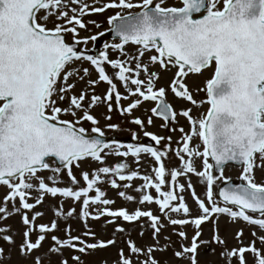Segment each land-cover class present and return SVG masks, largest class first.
<instances>
[{"label": "snow or ice", "instance_id": "obj_1", "mask_svg": "<svg viewBox=\"0 0 264 264\" xmlns=\"http://www.w3.org/2000/svg\"><path fill=\"white\" fill-rule=\"evenodd\" d=\"M109 10L114 42L89 49L106 33L81 36L100 27L85 18ZM130 44L138 46L134 54ZM193 77L200 83L190 84ZM102 82L108 87L97 94ZM101 107L107 129L124 130L112 122L114 112L138 129H128L134 143L104 139L94 114ZM156 120L180 134L176 147L171 135L147 130ZM142 156L152 161L143 175L133 167ZM173 157L179 165L172 166ZM235 166L240 183L226 175ZM193 175L204 183L203 198ZM109 185L124 201L156 209H113L103 190ZM0 187L7 189L0 197V264L13 254L24 264H69L66 250L107 249L117 234L130 233L124 223L142 218L148 227L141 225L139 235L150 231L152 243L138 245L129 234L128 252L119 249L115 264H162L154 254L171 247L169 226L181 241L176 260L200 264L201 244L216 243L224 264H264V0H0ZM189 190L195 211L185 199ZM46 198L53 218L45 222L38 208ZM16 216L18 228L4 223ZM221 217L257 226L260 234L253 230L248 240L238 227L229 248ZM102 218L114 226L108 239L88 226ZM69 220L81 221L83 233L73 235ZM208 222L212 239L201 241ZM189 225L194 235L184 243ZM71 261L85 264L81 255Z\"/></svg>", "mask_w": 264, "mask_h": 264}, {"label": "rangeland", "instance_id": "obj_2", "mask_svg": "<svg viewBox=\"0 0 264 264\" xmlns=\"http://www.w3.org/2000/svg\"><path fill=\"white\" fill-rule=\"evenodd\" d=\"M87 2L91 3L92 0H87ZM169 4H174L177 3V0H168ZM114 14V10H109L105 13H98V14H93L90 17H86L85 19H93L96 20L99 24L100 27L96 28L93 26H90V31L89 32H84L81 31L80 35L81 36H87V35H94V34H98L99 32H105L106 35L99 37V39L96 42H89L88 44V48L89 49H97V51L99 50H103V46L104 44L107 43H112L114 42V38H109L108 37V28L109 25L107 24V18L108 16ZM71 39V37H69V40ZM138 46H134V45H127L126 46V50L129 52V54H134L136 51V48ZM144 60L147 61V54L144 57ZM207 75V73H206ZM168 79V76L166 75L164 77V82L166 83ZM190 84H198L200 83V79L193 77L190 81ZM107 85L105 83H100L99 85H97L96 87V93L97 94H102L106 91L107 89ZM121 91H123V89H120ZM203 96V93H200L199 95H197V99H200ZM206 107V106H205ZM105 109L103 107L95 109L94 110V114L97 115L100 118V126L104 129L105 131V135H111V134H121L123 136H130V132L128 131V129H131L133 131H138V129L135 128V126L133 125H124L121 122V118L117 113H113V123H121V127L124 130L121 131H114V130H109L106 127L107 121H105L103 119L102 116H100V113L104 112ZM137 115H140V113L138 112ZM156 126L154 127H149L147 130L151 131V132H155L158 135H163V136H168L171 135L172 136V142H173V147H176V141L179 139L180 134L178 132L176 133H170L167 129L161 128L159 125L162 124V121L160 120H156L155 122ZM86 128H90L91 125L89 123H85L83 125ZM180 126H183L185 128V131H188V124L184 119L180 120ZM141 138L142 141L144 143H148L149 139L148 138H143L142 134H141ZM134 143V141H133ZM196 143L198 144L199 142L196 141ZM123 162V161H121ZM130 162V161H129ZM167 163V161H166ZM179 160H177L175 157H173L171 164L172 166H176L179 165ZM93 166L95 167V165L93 164ZM152 166V161L150 157L147 156H142L141 158V163L139 165H133V167L137 170L140 171L141 175L148 173L150 167ZM83 167L87 168L88 164L85 163L83 165ZM239 172H240V168L239 166H235V167H229L226 169V175L230 176L232 178V180H234L235 182H241L238 179L239 176ZM77 175H79V173L77 172ZM261 178V174L257 173V179L259 180ZM65 181L67 180V177H64ZM181 183H184L183 178H181L180 180ZM191 182L195 188V191L197 193V195H199L201 198L204 197L205 194V186L204 183L196 176H192L191 177ZM123 183V182H121ZM140 183H142V181H140L139 179H137L134 184L136 186H138ZM103 190L106 191L107 193V197L110 199H114L115 203L113 205H111V207L113 209L116 208H120V207H126L129 211H133L135 210L137 207H142L144 209H147L149 207H151L153 210L156 209V205H143V206H139L136 203H128L126 201H124L122 198L118 197L116 190H113L110 188V185L106 188H104ZM7 189L4 187H0V197H2L5 193H6ZM129 194H133V195H138L136 193H131L129 192ZM153 195H155V193L153 192ZM185 195V199L186 202L188 203V205L190 206V208L195 211L197 205L195 204L192 196L190 195V190L186 191L184 193ZM38 210H42L46 212V216H45V222L49 221L53 218V213L52 211L49 210V202H48V198H46V202L43 206L39 207ZM94 210V209H93ZM106 218H102L100 221H94V220H89L88 221V226L97 233L98 237L101 239H108L110 234L113 231V225H105L104 224V220ZM5 224H10L13 226L14 229L19 227V217L16 216L14 218H10L9 220L4 222ZM67 223H70L72 228H73V235H79L81 233H83V231L85 230V225L79 221V220H69ZM141 225L144 226L145 229H147L148 227V221L146 218H142L141 221L135 222L133 224H129V223H124L123 226L127 229L130 230V233H126L124 235L121 234H117V244L114 246H110L107 249H103V250H97L93 253H90L88 255H84V254H80L77 252H70V251H65L64 252V257L69 259V264H72L71 261V257L73 255H81V259L85 262V264H102L103 261H107V264H115L116 260L118 259V250L123 248L125 250V252H128V249L124 243V241L128 238L129 234H130V238L132 240H134L138 245H144V244H151L152 240H151V233L150 231H145L144 237L142 238L139 235V232L141 230ZM212 224L210 222L206 223L205 225H202V235L200 237L201 241H211L212 239ZM238 227H243L245 230V238L250 240L253 237L251 236V232L253 230L257 231V234H260V230L257 226H252V225H247L245 223H241V224H230L228 223V218L227 217H221L220 221H219V230H220V235L222 237H225L228 243L229 248L235 246V240L233 239V235L236 231V229ZM64 228H65V223H61L60 224V232L58 233V235L63 236L64 235ZM176 231L181 230L178 226L175 229ZM182 230L186 231L187 235H188V240L185 241L184 243H190L192 236L194 235V227L193 226H185ZM165 235H170L171 236V247L168 249L167 252H156L154 255L157 259H159L162 264H187V261H183L181 262L180 260H176L173 255L172 252L173 250H177L180 248L181 246V241L180 238L174 234V229L172 226H169L166 230H165ZM19 243V240L17 241ZM161 243H163V240H161ZM0 244H2V242H0ZM45 248L48 247V242L45 243ZM257 247H261V245L259 244V242H257ZM222 251H224V249L216 244V243H205V244H201L200 248L198 249V260L200 261V264H224V258L221 256ZM55 259H59V257H55ZM141 259H143L141 257ZM10 264H24V262H22L20 260V258L16 255L13 254L12 256V260L10 262Z\"/></svg>", "mask_w": 264, "mask_h": 264}, {"label": "water", "instance_id": "obj_3", "mask_svg": "<svg viewBox=\"0 0 264 264\" xmlns=\"http://www.w3.org/2000/svg\"><path fill=\"white\" fill-rule=\"evenodd\" d=\"M111 37H114V34L110 32ZM104 139H106L107 141L111 142L112 140H116V141H129V138H122L119 135H112L109 137H104Z\"/></svg>", "mask_w": 264, "mask_h": 264}]
</instances>
